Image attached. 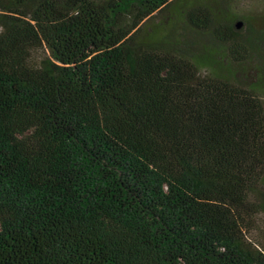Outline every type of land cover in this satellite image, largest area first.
<instances>
[{
  "label": "trees",
  "instance_id": "obj_1",
  "mask_svg": "<svg viewBox=\"0 0 264 264\" xmlns=\"http://www.w3.org/2000/svg\"><path fill=\"white\" fill-rule=\"evenodd\" d=\"M242 2L0 0V264H264Z\"/></svg>",
  "mask_w": 264,
  "mask_h": 264
},
{
  "label": "rangeland",
  "instance_id": "obj_2",
  "mask_svg": "<svg viewBox=\"0 0 264 264\" xmlns=\"http://www.w3.org/2000/svg\"><path fill=\"white\" fill-rule=\"evenodd\" d=\"M236 9L239 10V13L243 15L249 24H252L256 29L264 31V0H243L241 6L236 7ZM261 46L264 52V44H261ZM262 56L264 64V54ZM259 73L254 68H249L245 72H241L239 78L243 79L247 84H255Z\"/></svg>",
  "mask_w": 264,
  "mask_h": 264
},
{
  "label": "water",
  "instance_id": "obj_3",
  "mask_svg": "<svg viewBox=\"0 0 264 264\" xmlns=\"http://www.w3.org/2000/svg\"><path fill=\"white\" fill-rule=\"evenodd\" d=\"M240 26V25H239Z\"/></svg>",
  "mask_w": 264,
  "mask_h": 264
}]
</instances>
